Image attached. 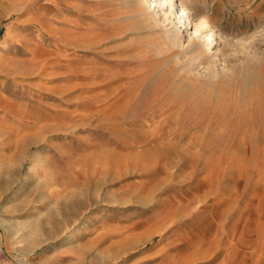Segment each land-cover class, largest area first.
Returning a JSON list of instances; mask_svg holds the SVG:
<instances>
[{
	"label": "rangeland",
	"instance_id": "rangeland-1",
	"mask_svg": "<svg viewBox=\"0 0 264 264\" xmlns=\"http://www.w3.org/2000/svg\"><path fill=\"white\" fill-rule=\"evenodd\" d=\"M130 1L0 0V264H264V58L244 95ZM177 1L264 33V0ZM180 66L223 99L176 91Z\"/></svg>",
	"mask_w": 264,
	"mask_h": 264
},
{
	"label": "bare ground",
	"instance_id": "bare-ground-1",
	"mask_svg": "<svg viewBox=\"0 0 264 264\" xmlns=\"http://www.w3.org/2000/svg\"><path fill=\"white\" fill-rule=\"evenodd\" d=\"M131 1L133 4L136 3L141 5L148 2V6H153L154 13L159 15L160 20L171 23L170 31L166 30V32H168L167 36L171 38L172 43H174L176 39L180 37V33L185 30L189 43L188 48L186 47L187 49L184 50V52L187 54L186 57L188 62L192 63L195 60H198L199 63H205L208 61V63H211L212 61L210 60L207 52L208 50L210 51V49H214L213 55H215V57L225 63L230 62L232 65L230 74H225V80L231 84H235L237 79H239L240 82L238 85L244 95L250 94L252 82L256 83L260 80L261 72L258 70L256 65L261 63L264 58V33H258L259 38H256L257 35L255 38H253L254 36L244 35L237 39L234 35H232V33L223 32L216 28L210 16L189 14L190 11L188 12L187 7L179 3L177 0ZM142 19L145 23L151 24L149 19L145 17H142ZM167 49L168 45L163 43L161 46V52L163 53ZM173 66L169 67L173 69ZM176 71L177 75L174 77L173 82L175 83V90H179L180 94H185L186 92L188 93L191 89L200 87L201 95L205 94L210 100L218 102L223 99V91L220 87L218 88L219 85L223 84V79H219L220 74L215 72L213 67L212 71L206 73V86L200 83L198 78L191 77L186 69L183 70L182 66L177 68ZM6 97L7 96L0 94V125H3L1 123H4V111L8 109L10 110L13 104L11 99L7 100ZM4 99L6 101H4ZM31 158L32 163L36 165L30 166L29 172L35 173V171L39 168L37 164L40 161V157L37 153H33ZM11 175L8 174L7 177ZM7 180L8 179H6L5 183ZM25 182L26 181L23 180L18 185V190L15 194L10 196V201L17 197L18 192L23 188Z\"/></svg>",
	"mask_w": 264,
	"mask_h": 264
}]
</instances>
